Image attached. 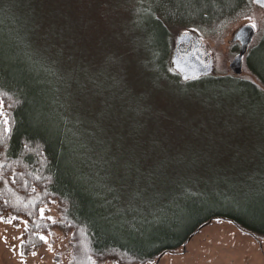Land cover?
I'll list each match as a JSON object with an SVG mask.
<instances>
[{
    "label": "trees",
    "instance_id": "trees-1",
    "mask_svg": "<svg viewBox=\"0 0 264 264\" xmlns=\"http://www.w3.org/2000/svg\"><path fill=\"white\" fill-rule=\"evenodd\" d=\"M121 13L129 23L115 21ZM241 20L256 39L239 74L217 71L209 51L211 73L180 78L173 29L220 43ZM129 41L141 62L125 64ZM229 43L232 56L239 46ZM132 67L149 81H130ZM166 83L181 99L194 88L238 112V136L223 148L215 121L183 132L184 120L163 112ZM0 112V216L23 221L22 254L59 230L66 264H143L182 250L214 218L264 236V6L253 0H133L107 12L80 0H0ZM51 203L50 220L41 210Z\"/></svg>",
    "mask_w": 264,
    "mask_h": 264
},
{
    "label": "rangeland",
    "instance_id": "rangeland-1",
    "mask_svg": "<svg viewBox=\"0 0 264 264\" xmlns=\"http://www.w3.org/2000/svg\"><path fill=\"white\" fill-rule=\"evenodd\" d=\"M81 6L84 7H101L107 12L110 8L122 9L125 6H132L133 0H80ZM129 4V5H128ZM124 15V16H123ZM115 21L121 24L129 23L125 14L117 15ZM247 21L241 20L236 27H232L227 31L224 40L220 43H215L213 40L201 37L199 38L204 45V48L210 55L213 51L217 53L216 70L221 71L229 69L228 63L232 56L229 55L230 44L229 40L238 26ZM115 23V22H114ZM186 30H172V48L175 43V38L180 32ZM192 33V32H191ZM256 38L253 39V42ZM140 39H137L135 45H138ZM134 41L128 42L131 47L132 54L125 64H131L134 61L141 62L145 57L144 51L140 50L139 46L135 48ZM136 50V51H135ZM214 66V60H213ZM104 68V67H103ZM131 74L128 75L130 81H135L140 84V80L149 81L147 75L139 72L136 68H129ZM90 73V72H89ZM92 74V73H90ZM94 74V73H93ZM120 77L121 80L127 78L126 72H109ZM153 78V76H152ZM126 81V80H125ZM90 85V84H89ZM176 87V86H175ZM168 83L159 88L165 92V97L168 100L163 112L177 113L176 119H181L184 123V131L188 130L190 123H204L207 126L209 122L215 121L217 132L223 138L222 146L226 148L228 137H237L236 132L242 127L241 120L237 116L233 117L229 110H218L209 95H200L199 90L194 88L187 90L185 98L181 99L179 92H174L171 88H175ZM136 89H140L136 87ZM90 90V87L87 88ZM144 91L153 92L154 88L146 85ZM186 94V93H185ZM88 98V95L85 94ZM170 101V102H169ZM196 104L195 106H193ZM179 118V119H178ZM202 132H207L206 130ZM47 209H42L44 214H48L51 218H58V209L55 203L46 206ZM10 221V222H9ZM23 221L19 220L16 224L11 222V216H0V264H66L69 258L68 237L62 234L59 230L44 235L46 241L44 244L29 254H22L19 249L21 239V228ZM35 253V255H33ZM102 264H116L111 261H105ZM143 264H264V236L256 238L253 235L239 229L232 222L214 218L201 226L193 236L185 243L182 250L177 252H165L155 260L148 261Z\"/></svg>",
    "mask_w": 264,
    "mask_h": 264
},
{
    "label": "water",
    "instance_id": "water-1",
    "mask_svg": "<svg viewBox=\"0 0 264 264\" xmlns=\"http://www.w3.org/2000/svg\"><path fill=\"white\" fill-rule=\"evenodd\" d=\"M264 6V3H257ZM256 34V27L252 22H245L234 30L231 41L239 43L238 52L232 56L228 63L229 69L239 74L242 70V58ZM192 40L194 48L187 52L179 53L176 49L177 44ZM175 48L169 55L172 68L179 74L182 80H186L200 75L209 74L213 70V58L208 53L203 54L198 47L203 46L199 37L191 32H180L175 38Z\"/></svg>",
    "mask_w": 264,
    "mask_h": 264
},
{
    "label": "flooded vegetation",
    "instance_id": "flooded-vegetation-1",
    "mask_svg": "<svg viewBox=\"0 0 264 264\" xmlns=\"http://www.w3.org/2000/svg\"><path fill=\"white\" fill-rule=\"evenodd\" d=\"M202 43V42H201ZM203 44V43H202ZM173 48H175V44L173 45ZM172 48V50H173ZM194 48V45H193V42L192 40H189L187 42H182V43H179L177 44L176 46V49L177 51L181 54V53H184V52H187L189 51L190 49H193ZM198 49H200L202 51L203 54H206L208 53L206 51V49L204 48V45L203 46H200L198 47Z\"/></svg>",
    "mask_w": 264,
    "mask_h": 264
},
{
    "label": "snow or ice",
    "instance_id": "snow-or-ice-1",
    "mask_svg": "<svg viewBox=\"0 0 264 264\" xmlns=\"http://www.w3.org/2000/svg\"><path fill=\"white\" fill-rule=\"evenodd\" d=\"M255 2H257V3H264V0H255ZM0 116H4V113L3 112H0ZM3 123L6 125L7 123H8V121H7V119L5 118L4 120H3ZM6 131H8L9 129H5ZM41 213H43V210H41ZM48 219H52L51 217H48ZM10 222V221H9ZM53 222H55V221H53ZM26 223V222H25ZM41 239H43V240H45L46 241V237H43V236H41ZM33 255H35V253H33Z\"/></svg>",
    "mask_w": 264,
    "mask_h": 264
},
{
    "label": "bare ground",
    "instance_id": "bare-ground-1",
    "mask_svg": "<svg viewBox=\"0 0 264 264\" xmlns=\"http://www.w3.org/2000/svg\"><path fill=\"white\" fill-rule=\"evenodd\" d=\"M231 41V40H230ZM232 42V41H231Z\"/></svg>",
    "mask_w": 264,
    "mask_h": 264
}]
</instances>
